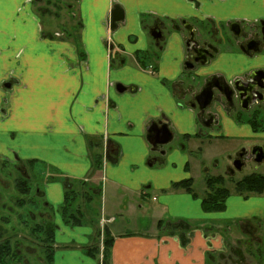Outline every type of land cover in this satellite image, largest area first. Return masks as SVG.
I'll return each mask as SVG.
<instances>
[{
    "label": "crops",
    "instance_id": "obj_1",
    "mask_svg": "<svg viewBox=\"0 0 264 264\" xmlns=\"http://www.w3.org/2000/svg\"><path fill=\"white\" fill-rule=\"evenodd\" d=\"M115 6L123 16L108 29ZM157 20L165 38L150 71L145 57L157 47L150 37ZM184 22L222 36L213 43L214 57L195 69L203 79L233 81L264 69V48L244 53L228 30L232 22L264 23V0H72L65 12L53 0H0V159L41 163L73 187L90 181L98 155L99 188L88 185V197L92 203L107 189L99 226L102 238L106 230L112 239L110 264H213L224 253L220 231L210 237L192 229L185 242L159 235L164 218L204 226L210 218L233 221L248 232L254 223L264 228V194L231 191L222 211L205 212L201 198L172 189L186 179L193 184L189 158L171 147L153 150L148 142V127L159 122L173 137L204 135L196 112L178 106L171 90L183 72ZM215 115L208 128L218 126L219 134L233 127L223 113ZM154 157L162 160L150 162ZM50 180L43 196L60 206L66 185ZM90 204L81 206L85 216ZM52 220L51 264L103 263V239L95 256L86 252L95 244L90 222L69 225L58 212Z\"/></svg>",
    "mask_w": 264,
    "mask_h": 264
},
{
    "label": "rangeland",
    "instance_id": "obj_2",
    "mask_svg": "<svg viewBox=\"0 0 264 264\" xmlns=\"http://www.w3.org/2000/svg\"><path fill=\"white\" fill-rule=\"evenodd\" d=\"M53 3L60 6L61 10L65 12L66 4H72V0H53ZM221 110L222 112L220 110L217 112L219 114L223 113L232 121V128L231 126L229 128L223 127V133L218 134V126L201 127L204 135L192 137L190 140L175 136L170 142L163 145L166 150L171 147L189 158L193 176L192 189L199 198L205 194L204 178L206 176L225 174L229 156L235 155L242 148H250L257 140L255 137H261L264 134L261 127L254 131L249 124L250 112L244 111L240 106L237 105L230 112L224 109ZM256 120L261 124V116H257ZM219 124H221V121H219ZM245 138H250V140L247 139V142H243L242 140ZM154 155H158V153H152V156ZM16 166L25 169L26 175L20 174ZM158 166V164H154L152 168H158ZM253 172L264 173V161L255 164L250 160H246L243 168L240 171H235L231 179L237 181L244 175ZM23 177L26 179H23ZM56 177L64 183V178L41 163L0 159V242L7 239L12 247L17 248V252L22 255L20 264H51L48 260V254L54 250L53 239L49 241L46 234L36 231L35 227L44 221H51L59 210L57 201L54 202L40 195L44 192L46 182H50L51 178ZM99 178L100 167L93 168L90 181L82 185L78 182H72L74 184L73 188L77 191H87L89 185L93 190L98 189ZM19 179H23L24 184L29 188L26 193H23L18 187V182L21 181ZM225 179H228V177H225ZM231 184L230 182L225 184L230 191L233 190ZM37 189L40 191L39 195H35ZM106 197L107 189L89 205L86 216L83 215L84 219L82 221L90 222L96 230L95 239L93 240L94 247H97V244H100L99 241L104 239L100 235L99 218ZM80 203L83 206L82 199ZM82 208L83 210L86 209ZM47 214L50 217H46ZM210 215L217 214L212 213ZM253 225L252 228L250 227L251 231L248 232L247 226L238 225V222L233 221H212L210 218L207 225L204 226V224H195V222L164 218L158 230L163 232L159 235L164 234L180 239H188L192 234L190 233L192 229L203 228L202 230H205L210 237L220 231L225 237L223 241L226 245L224 253L217 255L213 264H264V228L259 223Z\"/></svg>",
    "mask_w": 264,
    "mask_h": 264
},
{
    "label": "flooded vegetation",
    "instance_id": "obj_3",
    "mask_svg": "<svg viewBox=\"0 0 264 264\" xmlns=\"http://www.w3.org/2000/svg\"><path fill=\"white\" fill-rule=\"evenodd\" d=\"M115 7H118V6H115ZM107 23H108V29H114L116 27V25L114 28H111L110 26V13L107 19ZM232 23H237V22H232ZM162 24H163L162 22L157 20L153 24V27L150 29V37L152 38V41L157 46L155 51L150 52L149 55L145 57V60H147L148 63H150L148 65V68L150 71H152L155 66L154 64L156 63V60L159 57V51L161 49L162 42H164L165 37L162 34V26H163ZM237 24L240 26L239 36H235L230 31L229 26H228V30L232 34V36L238 40V46L241 51H243L244 53L258 52L260 51L262 47L264 48V23L263 22L255 24L254 26H245V25H241L240 23H237ZM182 27H183L182 29L185 34L184 35V45L186 49V56L183 62V72L177 78V80H175L171 85L172 93L178 99V106L180 107L184 106V107H189L193 109L196 112L197 119L200 125L204 128H208L215 121V116H216L215 114L218 113L217 111L219 110L222 111L221 109H224L225 111L230 112L232 109H235V107L238 105L244 111L250 112L251 118L261 116V124L259 127H261V129L264 131V69L263 68L255 69L251 71L250 73L244 75V77L236 78L233 81H227L225 77L223 76H212V77L203 79L200 75L196 74L195 69L201 63H204L208 61L210 58L214 57L217 49L213 43H216V42L218 43L222 41V36L213 35L212 31L210 32L209 30L207 31L206 29H204L205 28L204 25H199L198 29L196 30L191 25L184 22L182 23ZM155 28L157 29V31L160 32V37L158 39H155L151 35V32L154 31L153 29ZM174 28L178 29V25H174ZM191 32L193 33L192 34L193 40H190ZM187 40H188V43H187ZM256 72H262V73L254 74ZM207 84H210L212 86L213 95L217 99V101L213 100L209 107L201 111L198 108L197 104H195L194 107H192L191 104L194 103L195 101L194 97L198 93H200L204 89V87H206ZM225 84L228 85L230 90H232L229 100L226 99L224 95L218 91V87L221 86L225 88ZM117 86H116V90L118 91ZM121 86L123 87V85ZM122 91H124V89ZM122 91H118V92H122ZM210 116L213 117V119L209 125H206L205 121L208 120ZM156 124H159V125L166 124L167 125V123L165 122H159ZM170 132L172 134V137H171L172 139L173 133L171 130ZM163 145H157V146L151 145V147L153 150H156L158 147H161ZM255 146H260L262 151L264 152V138L262 136L257 137V141L254 143L253 146H251L250 148H242L235 155L232 156L231 164L228 167V170L226 171L225 175H216V176L232 178V175L235 173V171H240L243 168L246 160H250L254 162L255 164L262 163L264 161V158L262 159L260 163H256L254 161L255 156L251 154V150ZM156 159L162 160V158L160 157L159 158L154 157V159L150 160V162L157 161ZM235 160L242 161V166L240 169H236L234 167L233 162ZM16 169L19 171L20 174L26 175L25 169H22L20 166H16ZM253 173H256V172H253ZM261 174H264V173H261ZM23 179H26V178L23 177ZM23 179H19V180H23ZM65 182L66 181H64V183ZM39 194H40V191L37 189L35 191V195H39ZM40 195L41 197H43V194H40ZM46 217H50V215L47 214ZM44 222L40 224H43ZM51 222H53V220H51Z\"/></svg>",
    "mask_w": 264,
    "mask_h": 264
},
{
    "label": "trees",
    "instance_id": "obj_4",
    "mask_svg": "<svg viewBox=\"0 0 264 264\" xmlns=\"http://www.w3.org/2000/svg\"><path fill=\"white\" fill-rule=\"evenodd\" d=\"M249 123L254 130L260 126L256 117L249 119ZM156 160L160 162L161 159ZM98 167L101 168V161L98 155H95L92 161V168L96 169ZM227 182L232 183V191L234 193L244 197L259 196L264 194V174L261 173H251L243 176L237 181H233L231 178L225 179V177L222 176H207L204 180L206 191L201 197V207L205 212H219L224 209L225 199L231 193L230 189L225 185ZM80 184L82 185L84 183L80 182ZM65 185L66 189L64 191V199L62 204L59 206V213L65 223L69 225H79L84 219L83 208L80 205V200L82 199L83 203L90 204L91 200L88 197L90 192L88 190L77 191L67 181L65 182ZM18 187L23 191V193H26L29 190L26 184H24V180L18 182ZM172 189L184 190L190 193L193 197H197V195L193 192L191 179L173 183ZM90 198H92V196ZM35 230L46 234L48 240L52 241L54 232L53 222L48 221L43 224H38V226L35 227ZM181 240L185 242L187 239L182 238ZM111 241L112 239L108 236L107 231L104 230V239L102 241V264H110ZM96 251L97 247L94 246L86 249V252L92 256L96 255ZM21 260V253L17 252V248L15 246L12 247L9 240L5 239L0 243V264H20ZM48 260L50 262L52 261V253L48 254Z\"/></svg>",
    "mask_w": 264,
    "mask_h": 264
},
{
    "label": "water",
    "instance_id": "obj_5",
    "mask_svg": "<svg viewBox=\"0 0 264 264\" xmlns=\"http://www.w3.org/2000/svg\"><path fill=\"white\" fill-rule=\"evenodd\" d=\"M122 10L119 7H115L111 12H110V26L111 28L115 27V23L119 20L122 19ZM230 31L235 35L239 36L240 35V26L237 23H231L229 26ZM154 31L151 32V35L155 38L158 39L160 37V32L157 31V29H153ZM192 32L190 34V40H193L192 38ZM188 43V40H187ZM262 72H256L254 74H258ZM118 91H122L124 88L121 85L117 86ZM218 91L224 95L226 99L229 100L230 94L232 93V90L229 89L228 85L225 84V88L223 87H218ZM194 103L191 104L192 107L197 104L198 108L203 111L205 108L209 107L212 103L213 100L217 99L213 95V90L212 86L210 84H207L204 89L198 93L194 97ZM213 117H209L208 120L205 121L206 125H209L210 122L212 121ZM172 137V134L170 130L168 129L166 124H152L148 128V135L147 139L149 144L152 146H157V145H163L166 144L168 141H170ZM251 154L255 156L254 161L256 163H260L262 159L264 158V152L262 151L260 146H255L251 150ZM233 165L236 169H240L242 166V161L241 160H235L233 162Z\"/></svg>",
    "mask_w": 264,
    "mask_h": 264
}]
</instances>
